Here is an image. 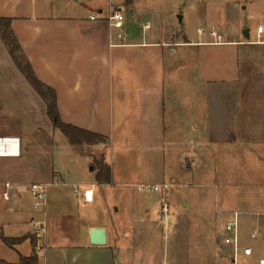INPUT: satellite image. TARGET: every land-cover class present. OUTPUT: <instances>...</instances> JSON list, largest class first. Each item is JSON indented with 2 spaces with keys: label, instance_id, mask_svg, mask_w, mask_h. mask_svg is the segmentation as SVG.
Here are the masks:
<instances>
[{
  "label": "rangeland",
  "instance_id": "374dc122",
  "mask_svg": "<svg viewBox=\"0 0 264 264\" xmlns=\"http://www.w3.org/2000/svg\"><path fill=\"white\" fill-rule=\"evenodd\" d=\"M125 5L131 41L165 46V63L161 62L160 71L163 77L165 70L164 160L155 163L150 148L142 153L139 146L127 149L116 129L114 144L111 141L104 146L112 182L101 186L97 171H93L99 170L100 147L71 146L61 131L53 130L45 102L25 79L23 89L14 79L0 80V136L26 134L37 140L63 178L60 184H48L49 226L39 264H74V251L87 244L89 226L105 228L109 239L117 237L120 247L128 249L118 253V264H232L233 250L223 244V237L236 213H240L242 243L256 252L254 259L242 258L241 264H257L256 260L264 257V239L252 240L250 235L254 229L264 232V148L242 142L237 132L221 140L219 134L211 137L208 131L195 128L190 112L197 102L192 99L191 74L197 73L192 72L191 45L200 40V35L216 44L217 39L211 35L214 31L224 43H231L236 36L246 40L243 31L250 29L251 41H255L258 27L264 25V0H127ZM178 16H183L182 22ZM145 28L147 31L142 30ZM233 49L209 48L216 79H230L235 73ZM199 52L200 65L206 66L209 53ZM150 71L156 73L154 61ZM200 75H208L207 66L204 70L200 67ZM225 102L228 100L215 98L213 107H223ZM114 103L117 111V101ZM175 112L179 114L176 120ZM119 125L116 123V128ZM28 150L30 147L23 146L24 153ZM33 151L20 161L21 178L43 182L35 170L40 153L36 148ZM162 184L170 189L156 193L139 189L141 185ZM92 185L96 186L95 202L86 204L83 192ZM77 187L80 192L75 191ZM3 191L0 188V204L5 202ZM25 199L31 200L28 192ZM165 204L170 214L162 221ZM24 249L31 255L29 243ZM81 256L79 264L87 259ZM18 259L17 252L0 240V263ZM87 264L105 263L97 259Z\"/></svg>",
  "mask_w": 264,
  "mask_h": 264
},
{
  "label": "crops",
  "instance_id": "0c3cea01",
  "mask_svg": "<svg viewBox=\"0 0 264 264\" xmlns=\"http://www.w3.org/2000/svg\"><path fill=\"white\" fill-rule=\"evenodd\" d=\"M88 1L0 0V19L11 21L12 32L37 77L56 91L62 121L107 139L106 144L88 146L100 147L98 152L103 158L104 146L107 147L111 141L114 144L116 129H119L117 137L127 149L139 146L142 153L150 148L155 163H158L165 157V70L163 77L160 76L161 62L165 63V46L141 40L131 41L132 37H128L131 23L125 11L127 0H90L92 3L95 1L96 6ZM110 8L125 11L123 28L112 27L103 20ZM129 12L133 13L134 10L129 9ZM96 14L101 17L92 21ZM142 30L147 31L146 28ZM200 37L191 45L192 72L197 73L191 74L194 82L192 99L197 102L190 112L193 125L197 130L202 128L208 131L211 137L219 134L221 140L236 136L237 132L242 142H254V146L264 148V36L260 39L257 34V39L251 41L250 32L249 40H240L236 36L233 42L223 44H213L206 41L204 36ZM225 46L234 47L232 64L235 73L230 79H216L215 61L209 48ZM200 49L209 53L206 77L200 75V67L203 70L206 68L200 65ZM171 53L175 57V51ZM152 61L156 71L154 74L150 71ZM10 79H14L23 89L25 77L12 60L0 35V80L8 82ZM218 97L228 100V103L214 108L213 101ZM114 100L117 101V111ZM174 115L176 120L179 114L175 112ZM116 123L120 124L117 128ZM0 138L18 140L13 155H0V188L4 190L2 195L5 201V204H0V235L17 239L34 233L32 220L38 217L29 193V186L37 182L21 178L22 158L32 155L36 148V152L38 149L41 154L35 166L38 178L43 180L39 183L60 184L63 178L55 172L51 155L48 160V152L37 140L34 142L26 134L23 137ZM23 146L30 147V151L25 154ZM93 171L99 175V170ZM97 183L110 186L99 183L98 176ZM6 184L12 185L8 190L10 200L4 198ZM25 192L29 193L30 201L25 199ZM93 228L98 227L89 226L88 231ZM86 239L87 244L74 251V264H79L81 255L87 257L83 264L92 260L95 263L97 259L105 264H118V253L129 252L120 247L117 237H108V244L104 247L91 245L89 235ZM27 243L31 245L28 240L12 248L19 256L18 261L0 264H18L21 256H31L25 253ZM121 264L127 263L122 261Z\"/></svg>",
  "mask_w": 264,
  "mask_h": 264
},
{
  "label": "built area",
  "instance_id": "2783aa9c",
  "mask_svg": "<svg viewBox=\"0 0 264 264\" xmlns=\"http://www.w3.org/2000/svg\"><path fill=\"white\" fill-rule=\"evenodd\" d=\"M99 1V0H96ZM101 16L99 14L94 15L91 20L96 21L99 20ZM105 21L109 23L110 26L115 28H123L125 22V11L118 9H111L104 17ZM258 37L261 39L264 36V25L258 27L257 30ZM213 37L217 39L216 44H223L222 37L218 36L214 31L211 33ZM16 140L11 138H0V147H6L8 154L0 153V155H13V148L16 147ZM8 141H15L13 144H9ZM18 141V140H17ZM12 147V148H11ZM11 149L12 152L9 151ZM6 192L4 194V198L6 200H10L9 189L12 187L11 184H6ZM96 186L92 185L91 189H87L83 192V199L86 204H91L94 202V189ZM47 189L48 185L43 183L31 184L29 186V193L32 198V206L33 210L38 214V217L32 220V225L34 227V235L38 238V246L37 252L38 254L42 252L45 247V243L47 240V231H48V217H47ZM141 191H149L152 193L156 192H167L170 189L168 184L162 185H141L139 186ZM76 192H80V188H75ZM170 214V208L167 204L162 207V221H166ZM239 214L236 213L234 219L229 221V223L225 227L226 235L223 237V244L231 247L233 250L232 264H241L242 258L244 259H254L256 256V252L252 246L244 245L241 240L240 235V221ZM252 240H261L264 239V232L260 229H254L251 233ZM43 244L41 245V243ZM257 264H264V257L256 260Z\"/></svg>",
  "mask_w": 264,
  "mask_h": 264
},
{
  "label": "trees",
  "instance_id": "16d2710c",
  "mask_svg": "<svg viewBox=\"0 0 264 264\" xmlns=\"http://www.w3.org/2000/svg\"><path fill=\"white\" fill-rule=\"evenodd\" d=\"M0 35L6 44L10 56L17 68L24 75L30 86L45 102L47 107V116L51 120L54 130L61 131L72 146L106 144L107 139L105 137L67 125L62 121L59 114L58 96L56 91L46 86L37 77L32 66L25 57L22 47L20 46L16 36L12 32L10 20L0 19ZM112 178V169L105 163V158L103 157L99 162L98 182L111 184ZM0 238L10 248H15L16 246L29 240L31 242L33 252L29 257L21 256L20 262L18 264H39L40 259L37 252L39 240L34 234L23 236L17 239L6 238L3 235H0Z\"/></svg>",
  "mask_w": 264,
  "mask_h": 264
},
{
  "label": "water",
  "instance_id": "95a60500",
  "mask_svg": "<svg viewBox=\"0 0 264 264\" xmlns=\"http://www.w3.org/2000/svg\"><path fill=\"white\" fill-rule=\"evenodd\" d=\"M178 19L180 20V22H182L183 17L179 16ZM243 35L245 36L247 40H249L250 39V29L244 30ZM89 237H90V243L93 246L104 247V246H107L108 244V234L105 228L91 229L89 233Z\"/></svg>",
  "mask_w": 264,
  "mask_h": 264
},
{
  "label": "bare ground",
  "instance_id": "6f19581e",
  "mask_svg": "<svg viewBox=\"0 0 264 264\" xmlns=\"http://www.w3.org/2000/svg\"><path fill=\"white\" fill-rule=\"evenodd\" d=\"M8 142H9V144L15 143V141H8ZM16 146H18V141L17 140H16ZM7 149L8 148H6V147H0V153H6V154H8ZM9 151L12 152L11 149H9Z\"/></svg>",
  "mask_w": 264,
  "mask_h": 264
}]
</instances>
